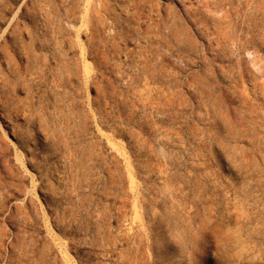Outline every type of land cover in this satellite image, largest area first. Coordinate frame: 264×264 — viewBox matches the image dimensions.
<instances>
[{
    "label": "rangeland",
    "instance_id": "1",
    "mask_svg": "<svg viewBox=\"0 0 264 264\" xmlns=\"http://www.w3.org/2000/svg\"><path fill=\"white\" fill-rule=\"evenodd\" d=\"M0 264H264V0H0Z\"/></svg>",
    "mask_w": 264,
    "mask_h": 264
}]
</instances>
